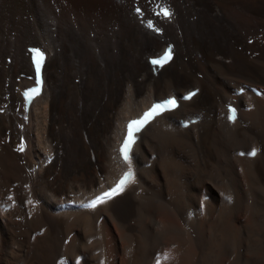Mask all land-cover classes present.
Listing matches in <instances>:
<instances>
[{
    "label": "bare ground",
    "instance_id": "bare-ground-1",
    "mask_svg": "<svg viewBox=\"0 0 264 264\" xmlns=\"http://www.w3.org/2000/svg\"><path fill=\"white\" fill-rule=\"evenodd\" d=\"M188 89L121 159L126 121ZM157 261L264 264V0H0V264Z\"/></svg>",
    "mask_w": 264,
    "mask_h": 264
},
{
    "label": "snow or ice",
    "instance_id": "snow-or-ice-1",
    "mask_svg": "<svg viewBox=\"0 0 264 264\" xmlns=\"http://www.w3.org/2000/svg\"><path fill=\"white\" fill-rule=\"evenodd\" d=\"M162 11H163V14L166 16L170 14L167 9H163ZM149 26H151V24H149ZM170 58H171V51L169 50L168 52L165 53L163 58L158 59V60H154L153 63L154 64H163ZM42 61H43V54L37 51L36 57H35L37 74H39ZM33 92L38 93L39 89H34ZM175 106H176L175 100H169V101L165 102V104H163V105H154L153 108L149 112H146L144 114V117L141 120L133 121L132 123H130L128 125V137L124 142L123 148L121 149V151L123 152L125 160L129 159L128 152H129L131 145L133 143V140H134L133 132L139 130L138 126H142L144 123H147L148 120H150L153 117V115L157 114L158 111H163L165 107H175ZM229 119H232V120L235 119V110L234 109L231 110V115H230ZM255 154H256L255 150H253L251 153H249V155H255ZM131 176H132V170H131V168H129V171L124 174L123 178L116 185V187L113 188L111 190V192L104 193L103 197H99L96 200H94L92 202L91 206L94 207L97 203L103 202L104 197L110 198L111 196L116 195L119 191H123L124 185L131 179ZM164 258L167 259L168 258L167 255H165ZM157 264H159V261H157Z\"/></svg>",
    "mask_w": 264,
    "mask_h": 264
},
{
    "label": "rangeland",
    "instance_id": "rangeland-1",
    "mask_svg": "<svg viewBox=\"0 0 264 264\" xmlns=\"http://www.w3.org/2000/svg\"><path fill=\"white\" fill-rule=\"evenodd\" d=\"M75 82H78V79L77 78L75 79Z\"/></svg>",
    "mask_w": 264,
    "mask_h": 264
}]
</instances>
